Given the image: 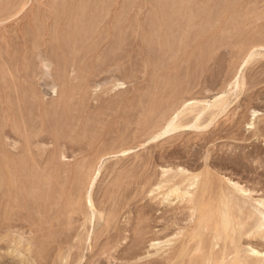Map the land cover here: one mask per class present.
<instances>
[{"label": "rangeland", "instance_id": "374dc122", "mask_svg": "<svg viewBox=\"0 0 264 264\" xmlns=\"http://www.w3.org/2000/svg\"><path fill=\"white\" fill-rule=\"evenodd\" d=\"M75 1H73V0L72 1L71 0L70 1L69 0H60V1L59 0H37V1L36 0H34V1L33 0H30V1L29 0H0V6H1L0 7V10H1L0 11V32H1L0 33V46H1L0 47V60H1L0 61L1 62L0 63V68H1V70H0V76H1L0 77L1 78L0 79V81H1L0 82V92H1L0 93V98H1L0 104L2 105V106L0 105L1 106L0 107V117H1L0 124L2 123L0 126H3V124H5L4 126H6V127L3 126L4 128L2 127L4 130L3 129L1 130V128H0V130H1L0 131V135H1L0 136V161L2 163H4V162L6 163L7 154L5 152H7L8 155H14V156L18 155L17 157L8 156L9 158L14 157L13 158L14 160H16V158L20 159L21 158L20 156H24V151H23L24 150L23 149L24 144L23 143L25 142L26 137L28 136V134L25 135L24 133H26V130H28V129L30 130L32 128L31 130H33L35 128L38 129V126L41 127V125H39V124L36 126L37 123L33 124V125H35L34 127L30 126V122H31L30 119L33 120L35 117L36 120L38 121L39 116H40V109L42 108V111H43L44 110L43 109L44 104L46 102L49 103L50 101H52V99H54V97H53L54 95L51 93L50 90H48V88H44V89H43V87L38 88V86L36 85L37 82H41V80L43 78H45V75L43 74V71H42L43 67L41 66L42 64L40 62V54L45 56L48 59H49L50 55L52 57L55 54H56L55 56H57V57L61 55L58 58H62L64 56L65 58H67L66 61L68 63L69 60H68V55H67L68 50H66L67 47L65 48L62 45V43H60L61 45L58 44L60 41L58 40V38L54 39L53 36H56L55 35V33H56L58 35L56 37L60 38L62 33H68L70 30L71 31L69 33H73V31H74V33H78L79 31H82L83 33H90V34L92 33L93 37H90L92 39L95 37V35L97 36V37H95L96 39L99 37L98 39H100V40H98V39L97 40L96 39L90 40V38H89V40L91 42L92 41H100L99 42L100 44L96 42L97 44H99L98 47L96 48V51H97V49H99V46H100V48L103 49L102 51L105 52L107 50V48H109V46L112 44L113 47L111 46L112 48L110 47V49H108V50L111 52L113 49L114 53H116V54H114L113 51H112V53H110L107 50L106 54L104 55V53H103L102 54L103 57H101L102 55L101 56H99V55L102 52L100 54L99 53L96 54L95 53L96 51L94 52L95 49L92 50V48H91L92 51L90 50L91 52H89V50H88L89 46L88 47H86V46L92 44L93 47H96L97 44L89 43L90 41H87L88 44L87 45L85 44L82 46L81 51L83 53H81L79 50V52L77 53V58H75L76 60H75V62L74 61L73 62L76 63L80 67L83 66L82 69L85 68V71L88 68L89 70L87 69V73H90V70H91V73L92 72L96 73L98 70H100V68L102 69L103 67L106 66L105 67L106 69H111L115 72L110 73V74H103V75H105L104 78L108 79L107 81L112 82V84L114 83L115 79L117 80V78H118V81L120 82V84H122V86L119 89H116V91L115 90L109 91L111 84H108L105 86H104V84H102L104 82V80L102 81L103 75H101V77H95L94 80L99 78L98 81L95 80L97 82V84H102V85H100L101 87L99 88L100 89L99 91L95 92V90L93 88L88 91V92H91L90 96L92 98L95 97L96 100L97 99L101 100L100 98L103 99L105 97L104 98V100H105L106 97L109 98L110 96L113 99L118 97L117 100H119V101L121 100L119 103L115 99H114L115 101L113 100L114 102L111 103V105L114 106V108L111 107V108H113V110L114 109L118 110L117 107L120 106L123 103V101L126 102V100L130 101V99H133V100L137 99V100H134L136 104L133 103L135 107L133 106V108H132L133 104L130 105L128 103L129 107L123 106L124 109H123L122 105L120 106V108L121 107L122 108L121 109L119 108V109H120V111L123 110V112H119V110H118L117 112H115L116 114H118L117 116H116V114L111 113V114H113L112 119H115L114 123H113V127H110V126H112L110 124L109 125L104 124V126H107L106 128H108V130H109V128L110 129L111 128H118V129H120L119 132L123 131V133H121V134L126 136V138L129 136L127 140H128V142L129 141L130 142L125 146L126 148L125 147L123 148L122 145H121L122 147L119 145V141L117 140L118 138L120 140L121 137L117 138V136H119V135H115L116 137H114V134H116L114 132H113L114 134H110V135H112V136H110V139H114L115 145H116V142H118L117 144H118V146H120L119 149L121 148L120 150H122V151L119 150L120 151L119 152L118 148H117L115 151L116 152L118 151L120 154H124L123 157L119 158L116 156L114 157V154H112V152L109 154H106L108 144L112 143L111 140H107V143H105V142L99 143V141L95 140L96 138L89 137L92 139V141L90 140V142H89V138L84 139L85 141L88 140V141H86L87 142L86 145H84V144H81V143H84V140H80L78 145L74 146L75 147L74 150H76V151L74 152V150H73L71 152H74V153H71L69 151L70 149H68L67 153L65 154V158L62 159L63 161L60 160L61 161V168H63L65 166V169H72V167H74L73 165H76V162H77V164H80V162L83 159H85L86 161L89 159L88 161H91V156H86L84 158L81 155V153L84 152L85 149H89V146H88L89 144H90V147L94 148L95 151H96V149H100V148L102 150L106 149V152L104 151L105 153H104L103 159H102L103 169H102V176L100 177V179L101 178L102 179L101 180L99 179V181H97L96 186H94L93 190H92V197L94 198L93 202L95 204H97V206H98V204H99V206H100V204H102L101 206L102 207L104 206L106 209L105 211H102L100 213L103 215L104 221H100L98 218H95V220L93 222H86L85 223L84 222L85 217L89 216V214H88L89 211H87L88 210V204L85 203V200H82V198L84 197V194H85V192H84L85 189H83V188L81 189V190H83L82 192L84 193L83 194L81 192L82 195L81 194H80L81 196L79 195L81 200L77 199L78 190L75 192V194H73L74 192L73 193L71 192L70 197H72L71 198L72 202H75L76 204L72 203L71 207H73V212H69V213L67 212V215H66L67 216L66 218L69 217V219H67V220L70 221V223H67V224L65 223V225H67L69 227V230H72L73 232H75L74 235L72 236L71 240H70L69 248L68 247L66 248L70 252L69 257L60 258L59 253H58V246L56 243L57 240H51L53 238L54 239L58 238V240H59V238H61V236L59 235V231L61 232L62 230L60 229L58 231L56 228H58L59 226H61L60 228H62L65 225H63V226L59 225L58 227L55 226L56 228L54 226L51 227L50 229L53 228V233H51V235L54 234V237L51 236L52 238L50 237V233L47 236V233L49 231L52 232V230L48 229L50 226L47 227V225H43V227H45V226L47 227V228L45 227L46 230H44L42 228V226L35 227V228H39L38 229L39 232L37 231L38 233L34 232L33 234L34 235L40 234L41 236H46V239H45V237L43 239H44V241H46L49 244L54 241L53 242L54 244H50V247H51L50 251L52 253L49 251V248H50L49 244H47L48 247H46L48 249V251L43 245V247L46 249V250L44 249L45 250L44 252L46 254H48L47 252L50 253L49 255H46L45 258H41V257L45 256L44 252H43L44 254L41 255V257H40V256L34 255V253H32L33 250H31L30 252L25 251L24 248H21L20 252L17 250H13V247H12L13 244H11V248H10V243H11L10 242V236L4 232H0V264H87V263L91 264V262H92V264H97V262H95V261H97V259H98V264H123V263H125V261L127 259H129V258L126 259V257H127L126 253H129L128 255H130V253H131L130 250H132V248L135 249V250H132L133 252H135L134 253L135 258L132 260L133 256L131 257V255H130L129 257L131 258L132 261L129 264H132L133 262H134L133 264H137V263L140 264V262H142L143 264H145V263L146 264H211L210 262H212L213 264H218L219 258L220 257L222 258V254H224V250H225V253L229 252L228 247H229V250H231L229 252V254L231 256L228 257V259H233L232 257L233 256L235 257V255H236V248H235L236 243H234L233 239H236L238 242H240L241 244H243L245 246L247 244L246 241L248 240L246 238L247 234H249L251 232L250 234L251 235L254 234L253 236L257 237V239H258V236H260L261 234L264 233V232H261V230H264V224L262 222H259L258 220H256V221L244 220L245 216H244V218L242 217V215H244V213L243 214L242 213H236L233 209V205L230 204L227 200H222L219 197V201H218V196H213V198H212L211 195L209 196L207 194V197L203 196V197H201V199L199 198V202H200L199 206L200 207L196 209V211L199 215H197V213H196V215L199 217L201 216L200 217L201 221H198V222H200V225H199V223H198V225H194L192 218L190 217V215L192 216L191 211L189 210V213L183 212L187 209V208L185 209V204H186V207H188V209H190L189 204L185 203V202H183L184 204H182V202L180 204L179 200L177 199V196H175L174 194H169V196H167V198H163L162 194L165 193L166 189L164 190V188H163L161 190L160 188H158L155 185L157 183V181L154 180L153 177L155 176V178L159 179L160 178L159 174L162 172V170H165V169L167 170L168 166L170 169L172 167L176 168L178 166L179 167L182 166V168L186 167V169L189 170L192 174L200 175L205 170V168H203V166H204L203 164L208 159L207 163H211L210 165L212 166V167L209 166L210 171H213L215 169V171L218 172L220 170L218 172L219 175L222 174L223 176H226L228 178L231 177L230 178L231 180L239 182L240 185H243L247 189L249 188V190L251 192H253L252 195L254 198H259L260 196H261L260 198H264V128H263V126H264V37H263L264 36V0H237V1L236 0H221V1L220 0H194V1L193 0H108V1L106 0L107 2L105 0H101V1L100 0H97V1L96 0H85V1L78 0V1H76V3L78 5L75 3ZM58 2L60 5L58 4ZM93 2H95L96 6ZM98 2H99V4H97ZM7 3H8V5H7ZM48 3H50V4H48ZM66 3H68V6ZM87 3L90 5H88ZM111 4H113V5H111ZM57 5H59V6L57 7ZM97 5L100 6V8ZM103 5H105V6L103 7ZM117 5H118V7H117ZM52 6H54V7H52ZM60 6L62 8L63 13L61 11ZM71 6H72V8H71ZM78 6H79V9H78ZM92 6H94V8ZM86 7H87V10H85ZM165 7H166V9H165ZM54 8L55 9L57 8V9L54 10ZM90 8H92V9H90ZM179 8H181V10ZM64 9L67 11L68 14L66 13V11ZM97 9H99L98 11L100 13L96 12ZM101 9H102V11H101ZM186 9H187V11H186ZM117 10H119V11H117ZM160 10H161V12H160ZM217 10H218V12H217ZM84 11H85V13H84ZM87 11H89L90 13ZM91 11L95 14L91 13ZM37 12L39 15L37 14ZM55 12H57L58 14H61L62 18H61V15L59 16ZM71 12H73L74 14ZM169 12H170V14H169ZM96 13H98L97 14L98 16H96ZM72 14H73V16H72ZM77 14H79V15H77ZM85 14H88L89 16L85 15ZM92 14H93V16H92ZM47 15H48V18H47ZM187 15H188V17H186ZM211 15H212V17H211ZM233 15H235V16L237 15V16L233 17ZM84 16L86 19L83 21L82 19H84ZM55 17H57V19ZM168 17H169V19H168ZM174 17H175V19H174ZM184 17H185V19H184ZM67 18L68 19L70 18L69 19V20H71L70 24H68L69 21L68 22L66 21V20H68ZM90 18L92 20L93 19L96 20L97 18L98 19L96 21L95 20L91 21ZM178 18L180 19V21L177 20ZM38 19H39V21H38ZM161 20H162V22H161ZM172 20H174V21H172ZM78 21H79V23H78ZM36 22H37V24H35ZM84 22L87 23L86 25L84 24L85 27L83 26ZM167 22H171V23L168 24ZM51 23L52 24L54 23V24L52 25ZM94 23H96L97 25L96 24L94 25ZM65 24L69 28H67V26L65 27ZM78 24H80L79 25L80 27H78ZM179 24H180V26H179ZM81 25H82V27H81ZM87 25H89V27ZM61 26H62V28H61ZM31 27H32V29H31ZM73 27L75 29L77 27V29L75 30ZM83 27H84V30H82ZM33 28H34V32H33ZM35 28H36V31H35ZM40 28H41V30H40ZM234 28H236V30H234ZM3 29H4V31H3ZM29 29L32 30V32ZM52 29H53V31H51ZM85 29H87V30H85ZM88 29L90 30L89 32H88ZM91 29H92V31H91ZM102 29H103V31H102ZM37 30H40V31L37 33ZM77 30H78V32H77ZM95 30H97V32H95ZM192 31L195 33H193ZM59 32L61 33V35ZM116 32H117V34H116ZM48 33H49V35H48ZM53 33H54V35H53ZM102 33H104V36L102 35L103 38L101 37ZM154 33H155V35L157 34L155 36L156 40H155V42H154V40L151 41L150 42L151 45H150V43H148L147 41H150L152 39L150 35L153 36ZM226 33H227V35H226ZM27 35L29 36V38ZM224 35H226L228 37H226ZM35 36L39 37L40 39L39 38L37 39ZM49 36H51L52 38ZM146 36H148V37H146ZM160 37L162 38L161 42H160V39H161ZM50 38L52 40H50ZM113 38H116L117 40L119 39L120 40L119 42H121L122 45L120 43H118V41L116 44V41H115L116 39L113 40ZM217 39H219L220 44H219V41ZM47 40L49 42H47ZM121 40H123V41H121ZM26 41H27V44H26ZM55 41L56 42L59 41V42H57V45H56ZM101 41H102V43H101ZM152 42L154 44L155 43L157 44L156 47L153 45V50L151 48ZM158 42H160V43H158ZM147 43H148V45H146ZM39 45H41V46H39ZM117 45H119V46H117ZM61 46L63 47V49ZM162 46L165 48H162ZM83 47H84V51H83ZM102 47H104V48H102ZM52 48H54V49H52ZM116 48H117V50H115ZM156 48H158V50H156ZM166 48H167V50H166ZM48 49H49V51H48ZM55 49H56V53L53 51ZM163 49L166 52H163L164 51ZM59 50H62L61 54H60ZM50 51H53V54H52V52L50 53ZM58 51H59V53H58ZM153 51H154V54H153ZM158 51H160V52L162 51V52L161 53L159 52L160 53L159 54ZM8 52H10L11 54H9ZM30 52L33 55H31ZM92 52L95 53V55H93L90 58V56L92 55ZM155 52H156V54H155ZM46 53H48V55ZM80 53L83 54L84 56H86L85 59H84V56L83 57H81L82 55L80 56ZM88 53H90V54H88ZM162 53H165V54L163 55ZM258 53H261V54H258ZM28 54H30V55L28 56ZM34 54L36 55V57ZM109 54H111V55H109ZM119 54H120V56H119ZM157 54H158V56H157ZM14 55L17 57H15ZM96 55L98 57H101L102 58L101 60H104V61H101V60L99 61L98 57L95 60ZM112 55L115 56L114 57L115 59L117 57L118 58L115 60V59H113ZM167 55H169V56H167ZM26 56L29 58L27 59ZM47 56H49V57H47ZM105 56H106V59H108V58L110 60L113 59V60H111L112 62H110V60H108V62H105V60H106V59H104ZM11 57H13V58L15 57L14 59L16 60V62ZM34 57H35V59H34ZM87 57L90 59H88ZM164 57H166V58H164ZM171 57H173V59H171ZM152 58H154L155 60L157 59V60L155 61ZM36 59H37V61H36ZM91 59H92V61H91ZM78 60H79V63H78ZM146 60H147V63H146ZM24 61H26V62L28 61V62L26 63ZM81 61H83V62H81ZM85 61H87L86 63H88V64L93 62L98 67H95L96 65H94L93 63L89 64V65L85 64V66H84ZM98 61H99V63H96ZM113 61H115V62H113ZM154 61H155V64H153ZM30 62H32V63L30 64ZM38 62L40 65L38 64ZM52 62L53 61H51V64H52ZM102 62H104V63H102ZM161 62H163V63H161ZM16 63H18V64H16ZM157 63H159L158 67H157ZM160 63L162 66L160 65ZM53 64H54V68H53ZM53 64L51 65L50 69L51 70H53V69L58 70L57 69L58 66H56L54 62H53ZM110 64H111V67L109 66ZM114 64H116V65H114ZM9 65H11V66H9ZM34 65H35V67H33ZM102 65H104V66L101 67ZM168 65H170V67ZM13 66H15L14 67L15 69H12ZM22 66L27 67L28 70ZM90 66H92V67L90 68ZM163 66H165V67H163ZM10 67H12V68H10ZM7 68H8V71H7ZM92 68H96V69H92ZM10 69H11V71H10ZM31 69H32V71H31ZM56 70L51 72L50 75H52L51 76L52 78L57 76ZM95 70H97V71L95 72ZM25 71L28 73H26ZM30 71H31V73H30ZM33 71H34V73H33ZM35 71H36V74H35ZM118 71H120L121 74ZM131 71H132V73H131ZM117 72L119 74H117ZM25 73H26V75H24ZM32 73H33V75H36V77H34V78H36V80H32V78H33ZM52 73H54L56 76H54ZM160 73H162V74H160ZM112 74H114V75H112ZM21 75H23V76H21ZM27 75H29L31 78ZM150 75H151V77H150ZM108 76L110 78H108ZM23 77L30 78L32 81H29V83H28L27 80H30V79H27V80H25L27 82L24 83L23 80L25 78L23 79ZM88 77H89V75H87V79H88ZM90 77H92V76H90ZM168 77H170V78H168ZM15 78L17 80H15ZM6 82L8 85L5 84ZM10 82H12V83H10ZM13 82L15 85L13 84ZM17 82H19V83L16 84ZM156 82L158 84H156ZM22 83L24 86V87L21 86V87H23L22 90L25 88L24 90L26 92L25 93L23 90L22 94L25 93V95L30 96V97L28 98L29 100H27L28 102H23V103L21 102V104H20L18 101H16L15 98L18 94L21 93V92L19 93V90H17V89L19 87L21 90L20 85ZM33 83H35V84L32 85ZM174 83H175V85H174ZM171 84H172V86H171ZM31 85L35 88L31 89V87H32ZM6 86H7V88H6ZM16 86H17V89H16ZM29 86H30V91L32 94L29 93V90H28ZM174 86H176V87H174ZM102 88L104 89L105 92L102 90ZM7 89H8V91H7ZM228 89H231L232 94H230L229 96H227V98H225L226 100L223 102V105L217 109V112H216V109H212V110L210 109L205 113V115H203L204 120H202V123L205 124L209 121L211 114H213V113L215 114V117H214L215 126H212L213 128L211 131L216 135L213 136V133L211 131H210V133H212V134L205 133V134L196 135L195 131L184 130V131H180V132H174L173 134H170L168 136H164V137H162L158 140H155V141H153V140L149 141L148 140L147 135H149V132L152 131V128L156 129L155 126H159V127L161 125L163 126V121H160L158 123V125L156 124L157 123L156 116L160 117L163 113L166 112V110L160 109L161 112L159 110L156 113V116L147 117V114H146L147 112H145L146 106H143V104L141 106V104H140V102H138V100L140 101L143 98L148 97V96L152 97V98L153 97L154 98H158V97L161 98L163 96V98L166 97V99L167 98L171 99V97L174 96L172 94L173 93L176 94V91H177L178 94H180V93L181 94L178 95V97L176 94V96H174V97L175 98L177 97V98L175 99L173 97L174 100H173V98L171 99V100H173V104L179 103L180 98H186V99H191L192 101H200L201 105L202 104L205 105L206 102H208V101L211 102V100L214 101V99H216V97L222 96L224 94V92H226ZM165 92H166V94H165ZM27 93H29L30 95ZM82 93H84V92L82 91L81 95H83ZM106 93L108 96L106 95ZM35 94H37L38 96ZM109 94H110V96H109ZM118 94H119V96H118ZM13 95L14 96L16 95V96L14 97ZM95 95H97V96H95ZM21 96H24V95H21ZM78 96H80V95H78ZM13 97H14V99H13ZM34 97H38V98L41 97L40 98L41 101L36 100L38 98H34ZM76 98H78V97L76 96ZM108 98L106 100H108ZM112 98L111 99L109 98V101L112 100ZM30 99L32 101H30ZM12 100H15L16 106H17V108L19 107V109H20L21 105H22V107L24 106V108H26L25 104H27L26 105L27 110L22 108V110H23V113H22L19 109H16V107H14V103L13 104L11 103L12 104L11 106L13 108H15V115L18 112L22 113L20 115V118L18 117L19 121H18V118H17V120L16 119L13 120V118H16V116L14 115V110L11 112L12 107H9L10 105L8 104ZM133 100H131V101H133ZM33 101L36 104H38L37 102H40L39 103L40 105L38 104V106H35ZM31 102H32V104H30ZM42 102H43V104H41ZM116 102H117V105H113L114 103L116 104ZM29 104L31 106H29ZM99 104H101L100 105V107L102 106L101 108L104 107V104L103 105H102V103H99ZM111 105H109V108L108 107L107 108L111 109L110 108ZM136 105L138 106V109H137ZM33 106H35L39 110L36 108L33 109ZM140 106H141V108H140ZM29 107L31 108V111L28 110V109H30ZM39 107H41V108H39ZM10 108H11V110H9ZM101 108H100V110H101ZM35 109H36V111H34ZM97 109H99V106H97ZM97 109H96V111H97ZM32 110L34 111V113H36L38 110V112H37L38 117H36L37 116L36 114H32L33 113ZM90 110H92V108ZM94 110L95 109H93L92 111H94ZM113 110H110V111H113ZM140 110H142L143 112H140ZM72 111H73V109H72ZM72 111L70 112V114L73 113V115H74L75 113H74V111L73 112ZM75 111H76V108H75ZM92 111H90V112H92ZM101 111H103V110H101ZM132 111H134V113ZM1 112L3 113L2 115H1ZM26 112H28V115H30L29 117H28V115L25 116ZM29 112H32V113L30 114ZM124 113H126L125 115L128 118H130L131 115L133 117L137 118V119H135V118L133 119V117H131L130 120L127 118L129 122L134 121L133 124L131 123L132 125L130 123L125 124L127 121H125L126 117H125ZM144 113H145V115H144ZM76 114H77V111H76ZM136 114L137 115L139 114V116H137ZM252 114L256 115V117H257L256 121L257 122L252 120ZM18 115H19V113H18ZM24 116H25V118H28L27 119L28 123H27V121H25L26 120L25 118L22 119V117H24ZM68 116H70V115H68ZM113 116L116 118H114ZM121 116H122V119H124L125 123L122 119L120 121L118 120L119 122H117V119H120ZM192 116L193 115L188 114L185 117L186 120L184 121L183 125L189 124L191 122L190 119ZM20 119L23 120L22 124L20 123L21 122ZM105 119H107V120H105L103 123H106V121H108V120L112 121L110 116L106 117ZM167 120H169V119H167ZM13 121L16 123H14ZM23 122H26V123L23 124ZM32 122L34 123V121H32ZM148 122L150 124L152 123L153 125L154 124L155 125L149 126L150 124H148ZM252 122H255L257 124V127L259 128V130L257 131V135H255L254 131L252 129H250ZM118 123H119V125H118ZM237 123H239V125ZM17 124H19V125L17 126ZM45 124L42 127V129L46 128V132H45V134L43 133V135L46 136L47 138H49L48 140L51 141V139H50L51 137L49 135H47V134H49L48 130H47L48 129L47 127H49V126H47V125H50V123L49 124L45 123ZM114 124L117 126L115 127ZM129 124L131 125L129 128L130 130L128 129ZM23 125L28 129L23 130ZM124 125H125V128H123ZM230 125H232L233 127ZM13 126H14V128H13ZM21 126H22V128H21ZM146 126L149 128H147ZM237 126H238V128H237ZM10 127H12L13 129H9ZM99 128H102V127L100 126ZM11 130L13 132H11ZM124 130H126V131H124ZM224 130H226V131L224 132ZM9 131H10V133H9ZM14 131H16V132L14 133ZM30 131H27V132L29 133ZM231 131H233V132H231ZM226 132L228 133V135L226 134ZM22 133H23V135H22ZM31 133L32 132H30L29 134L31 135ZM4 134L7 136L5 137ZM12 134H14V135H12ZM17 134H18L19 138L17 137ZM95 134H93V135H95V136L101 135L100 138H102V136H103V133H101V132L99 133V132H97V130H96ZM208 136H209V138H208ZM7 137H9V138H7ZM172 137H176V138H174L175 140ZM10 138H11V140H10ZM21 138H22V140H21ZM167 138H169V139H167ZM202 138L203 139L205 138L206 140H208V142L205 139H204L205 140V142H204V140ZM217 138H218V140H217ZM172 140H174V141H172ZM200 140H201V142H200ZM49 141H46L45 143L44 142L39 143L36 145L34 143H32V145L30 144L32 146L31 150H34L37 152L39 150V147H41L42 153H43V151H45V152L49 151L53 148L52 147L53 146L52 141L51 142H49ZM132 141H135V142H132ZM88 142H89V144H88ZM50 143H52V144H50ZM185 144H187V145H185ZM79 145H83V147L82 146L80 147ZM194 145H198V147L194 146ZM112 146H114V145H112ZM175 146L176 147L179 146L178 148H180V150L182 151V154L180 153V155H176L177 157L171 156V154H170V152L173 151V147H175ZM1 147L3 148V150ZM115 147H117V145ZM16 148L19 149L20 151L16 150ZM79 148L80 149L82 148V149L79 150ZM162 148H163V150H162ZM194 149H196V150H194ZM258 150H259V152H256ZM15 151L18 153L20 152V153L19 154L17 153L15 155V153H16ZM80 151H81V153H79ZM167 151H168V153H167ZM187 151L189 154H187ZM194 152H195V154H194ZM1 153H5L6 155H4V154L1 155ZM31 153H34V152L31 151ZM119 153H115V154H117V156H118V155H120ZM159 153H161L162 156H160ZM166 153L168 156L166 155ZM234 153H235V155H234ZM20 154H22V155H20ZM43 154H45V155H42V158L37 157V160H40V162H43L44 157L46 158V153H43ZM93 154H94V152H93ZM157 154H159V155H157ZM205 154H207V156H205ZM191 155H193V156L190 157ZM236 155H238V157ZM244 155H245V157H244ZM2 156L4 159L1 158ZM159 157H162L163 159L164 158L165 159L164 160L161 159L162 161L160 162L159 161L160 159L157 160ZM234 157H236V158H234ZM80 159H82V160H80ZM204 159H206V160L204 161ZM14 160H13V162H14ZM237 160H239V161H237ZM46 161L47 160L45 159V162ZM93 161H94V163L97 162L95 159ZM144 161H146V163L149 162V164L139 166ZM165 161H167V162L165 163ZM40 162L38 161V164L36 166L38 168V171L40 170V172H41L40 164L43 165L44 163H40ZM7 163H8V161H7ZM1 164H0V166H3ZM121 164H122V166H121ZM176 165H178V166H176ZM192 166H194L193 168H195V170L194 169L191 170L190 167H192ZM196 166L198 167V169H196L197 168ZM44 167L42 168V171H43V173L46 174L45 170H43ZM126 167L128 169V172H130V173H128V172L124 173L122 171ZM136 168H137V170H136ZM132 169H134V170H132ZM154 170H155V172H153ZM157 173H159V174L157 175ZM154 174H156L157 176ZM56 178H58V177L55 176L54 178H52L50 176V178H48L46 180L41 179L43 183H44V181H48L46 183L50 184V185H48V188H47L48 191L50 190L49 194H47V197L50 195L51 198L53 197V200H57L58 198L59 199L61 198L59 195L57 196V194H56L57 190L58 191L61 190V188L59 190V185H58V189H54L57 187L56 184L58 183L56 181L57 180ZM148 178L153 179L154 181H151L152 183L146 182L147 181L146 179H148ZM41 180H38V183H37V185L39 187H40V184L42 183V182H40ZM54 182H56L54 184L56 187H54V185H53ZM73 182L71 183V186H70L72 188V190L77 189V188H75L77 185H74V184H78L81 186V182H80L79 178L75 179ZM46 183H45V186L47 187ZM45 186H43L44 188L42 187L44 191L46 188ZM73 186H75V187H73ZM1 189H3V188H1ZM95 189H97V190H95ZM47 190H46V192H47ZM163 190H164V192H163ZM42 191H41V189L39 190V192H42ZM53 191L55 194L53 193ZM94 191H95V193H94ZM1 192H0V194H1ZM212 192L213 191H211V193ZM52 193H53V195H52ZM214 193L215 192H213L212 194H214ZM40 194L42 195V194H44V192H42ZM214 195H217V194L215 193ZM73 196H75L76 198ZM42 197L44 198L45 194ZM103 197H104V199H103ZM54 198H56V199H54ZM73 198H74V201H73ZM211 199L212 200L214 199L215 202L214 201L212 202ZM59 201H60V203H63L62 198ZM156 201H158L159 203H161V201H162V203H161L162 205ZM163 201H166V203H168V204L165 203L166 204V206H165ZM58 202H56V203H58ZM223 202H225V203H223ZM169 204L171 207L167 206ZM174 204H175V207H174ZM172 205H173V207H172ZM123 207H124V209H122ZM177 207L179 209H181V211ZM114 208H117V209H114ZM188 209H187V211H188ZM198 209L200 210V212H198ZM71 210H69V211H71ZM113 211L116 212V215H113V214H115ZM141 212H142V214H141ZM176 212L177 213L183 212L184 215H186V214L187 215L189 214V215L184 216V218L185 217L186 218L184 220L180 221L178 226L170 227L171 229H169V231H167V233H169V234L166 237H161L160 239L158 238V240L154 239L153 237L151 238L150 237L151 234L149 235V233H148V235H146L147 228H146V231L144 233L143 229H145L144 227L147 223H148V227L153 226V227H151L152 232H154L156 230L160 231V229H163L164 226L170 225V224H168V223H170V221H168L166 216L168 217V215H172V213H176ZM112 215L114 217H112ZM144 216H145V218H143ZM241 217L243 219H241ZM53 218H55V216H53ZM163 218H165L167 220H165ZM55 219H52V220L55 221ZM105 220H109L108 225H110V227L108 228V230H110V232L107 230V231H105L106 232L105 234H108V232H109V234L112 235L114 233V234H116V236H115L114 241H113V239L109 240V242L111 241L110 244H109V242L105 241V239H101V241H103L102 242L103 245H102L100 241L95 240L96 237H94V236L97 235V232L101 229V226L105 225L104 224V223H106ZM141 220H143L144 223L140 225V223H142ZM187 220H189V223L187 222ZM241 220H243V222H245V223H243ZM246 221H248L247 224H246ZM82 225H84L85 230L88 233H90V235H88V236L89 237L91 236V239L88 240L87 237L85 236V234L83 232L84 228L82 227ZM135 225L136 226L138 225V227H136ZM142 225H144V226H142ZM67 226H65V227H67ZM65 227L62 229H65ZM141 227H143V228H141ZM177 227L180 228V229H178V230H181L180 233L177 230ZM54 228H55V230L58 231L57 233H58L59 237L57 236ZM134 228L135 229L139 228L138 233H136L137 230H135ZM47 229L49 231H47ZM141 229L143 230L142 233L140 232V231H142ZM134 230H135V232H133ZM25 231H27V230L25 229ZM41 232L42 233L46 232V235L45 234L42 235ZM66 232H68V231H65V233ZM69 232H71V231H69ZM115 232H117V233H115ZM119 232L120 233L122 232V234H120ZM176 232H177V234L178 233L180 234V237H179V235L176 234ZM134 233H135L136 237H133ZM174 233H175L176 237H175ZM119 234H120V237H119ZM141 234L144 235V238H143L144 240L142 239L143 235H141ZM171 234H173V235H171ZM257 234H258V236H257ZM25 235L26 236H24V238L25 237L26 238L27 237L28 238L34 237V235H32V234H30V237H29V234H27V233ZM38 235L35 237V239H37V237H38V239H39V237H41ZM138 235H140L139 238H137ZM245 235H246V237H245ZM168 236L170 238L173 236L174 237H173V239L172 238L168 239L169 238ZM49 237H50V240L47 241V239ZM133 238H137L136 241L134 239V241L136 243H137L138 239L141 242H143L142 243L143 245L141 244V242H139L141 244V245H139V247L141 246L142 249L141 248L139 249L137 247L138 245L136 246V243L133 241ZM146 238H148V239L150 238L151 240L150 239L146 240ZM252 238H250L249 240H251L253 242L257 241L256 238L255 239H254V237H252ZM6 239H7V241L9 240V242H7ZM92 239H93V241L94 240L95 241L92 242ZM152 239H154V240H152ZM165 239H168L171 241L166 242ZM86 240H88V241H86ZM132 241H133V245H132ZM149 241H151V242L149 243ZM6 242H7V244H6ZM104 242H107L108 244L105 243L106 244L105 245ZM160 242H162V243H160ZM37 243L38 242H36V244ZM134 243H135V245H134ZM159 243H160V245H158ZM44 244L46 246V243H44ZM99 244L101 246H99ZM149 245L150 246L153 245L155 247L151 248ZM143 246H144V248H143ZM53 247H55V248H53ZM136 247L138 248L139 251L137 250ZM52 248L54 250H52ZM221 248L222 249L225 248V249L222 250ZM261 249H263V248L261 247ZM114 250H116V252ZM226 250H227V252H226ZM28 252H29V255H27ZM119 252H121V253H119ZM133 252H132V255H133ZM136 252L137 253L139 252V253L136 254ZM217 252L218 253L220 252V255H218ZM232 252L234 253L233 255L231 254ZM31 254H32V256L34 255L35 258L34 257L31 258L30 257ZM145 254H146V256H145ZM76 255H77V257H76ZM148 255H151V257ZM26 256L27 257L29 256V257L27 258ZM136 257H138V258L136 259ZM223 257H224V255H223ZM140 258H143V259H140ZM225 258H227L226 254H225ZM211 259H213V260H211ZM136 260L140 261V262H136ZM233 264H240V263L234 262Z\"/></svg>", "mask_w": 264, "mask_h": 264}, {"label": "bare ground", "instance_id": "6f19581e", "mask_svg": "<svg viewBox=\"0 0 264 264\" xmlns=\"http://www.w3.org/2000/svg\"><path fill=\"white\" fill-rule=\"evenodd\" d=\"M30 1V0H29ZM34 1V0H33ZM37 1V0H36ZM60 1V0H59ZM70 1V0H69ZM72 1V0H71ZM73 1H75V0H73ZM76 1H78V0H76ZM76 1H75V3H76ZM83 1H85V0H83ZM97 1V0H96ZM101 1V0H100ZM106 1V0H105ZM108 1V0H107ZM106 1V2H107ZM194 1V0H193ZM221 1V0H220ZM237 1V0H236ZM7 2V1H6ZM56 2V1H55ZM65 2V1H64ZM68 2V1H67ZM110 2V1H109ZM187 2V1H186ZM14 3V2H13ZM52 3V2H51ZM74 3V2H73ZM84 3V2H83ZM91 3V2H90ZM94 4H95V2H93ZM104 3V2H103ZM102 3V4H103ZM111 3V2H110ZM182 3V2H181ZM190 3V2H189ZM217 3V2H216ZM48 4H50V3H48ZM54 4V3H53ZM58 4H59V2H58ZM65 4V3H64ZM67 4V6H68V3H66ZM77 4V3H76ZM88 4V3H87ZM97 4H99V2L97 3ZM108 4V3H107ZM175 4V3H174ZM187 4V3H186ZM219 4V3H218ZM4 5V4H3ZM7 5H8V3H7ZM24 5V4H23ZM60 5V4H59ZM59 5H57V7L59 6ZM70 5V4H69ZM78 5V4H77ZM81 5V4H80ZM88 5H90V4H88ZM106 5V4H105ZM105 5H103V7L105 6ZM111 5H113V4H111ZM164 5V4H163ZM234 5V4H233ZM74 6V5H73ZM95 6H96V4H95ZM98 6V5H97ZM182 6V5H181ZM1 7V6H0ZM6 7V6H5ZM52 7H54V6H52ZM66 7V6H65ZM77 7V6H76ZM81 7V6H80ZM91 7V6H90ZM93 8H94V6H92ZM99 8H100V6H98ZM109 7V6H108ZM107 7V8H108ZM117 7H118V5H117ZM38 8V7H37ZM60 8H61V6H60ZM70 8V7H69ZM71 8H72V6H71ZM124 8V7H123ZM196 8V7H195ZM194 8V9H195ZM221 8V7H220ZM33 9V8H32ZM36 9V8H35ZM57 9V8H56ZM55 8H54V10H56ZM78 9H79V6H78ZM89 9V8H88ZM90 9H92V8H90ZM103 9V8H102ZM102 9H101V11H102ZM165 9H166V7H165ZM180 10H181V8H179ZM214 9V8H213ZM50 10V9H49ZM65 10V9H64ZM74 10V9H73ZM76 10V9H75ZM85 10H87V7L85 8ZM99 9H97V11L96 12H99L98 11ZM1 11V10H0ZM34 11V10H33ZM39 11V10H38ZM61 11H62V8H61ZM66 11V10H65ZM111 11V10H110ZM117 11H119V10H117ZM186 11H187V9H186ZM198 11V10H197ZM214 11V10H213ZM44 12V11H43ZM79 12V11H78ZM82 12V11H81ZM80 12V13H81ZM87 12H89V11H87ZM160 12H161V10H160ZM172 12V11H171ZM191 12V11H190ZM199 12V11H198ZM217 12H218V10H217ZM234 12V11H233ZM42 13V12H41ZM56 14H58L57 12H55ZM62 13H63V11H62ZM66 13H67V11H66ZM71 13H73V12H71ZM83 13V12H82ZM84 13H85V11H84ZM90 13V12H89ZM91 13H93L92 11H91ZM100 13V12H99ZM120 13V12H119ZM33 14V13H32ZM37 14H38V12H37ZM44 14V13H43ZM68 14V13H67ZM74 14V13H73ZM73 14H72V16H73ZM93 14H95V13H93ZM93 14H92V16H93ZM98 13H96V16H98L97 15ZM169 14H170V12H169ZM175 14V13H174ZM39 15V14H38ZM59 16L61 15V14H58ZM57 15V16H58ZM71 15V14H70ZM77 15H79V14H77ZM76 15V16H77ZM85 15H88V14H85ZM114 15V14H113ZM168 15V14H167ZM197 15V14H196ZM239 15V14H238ZM33 16V15H32ZM45 16V15H44ZM56 16V15H55ZM89 16V15H88ZM95 16V15H94ZM102 16V15H101ZM118 16V15H117ZM152 16V15H151ZM195 16V15H194ZM217 16V15H216ZM232 16V15H231ZM235 15H233V17H234ZM237 16V15H236ZM235 16V17H236ZM119 17V16H118ZM172 17V16H171ZM186 17H188V15L186 16ZM191 17V16H190ZM211 17H212V15H211ZM37 18V17H36ZM46 18V17H45ZM47 18H48V15H47ZM56 19H57V17H55ZM54 18V19H55ZM61 18H62V15H61ZM161 18V17H160ZM173 18V17H172ZM171 18V19H172ZM30 19V18H29ZM41 19V18H40ZM68 19V18H67ZM70 19V18H69ZM66 20L67 22L69 21V23L68 24H70V22H71V20ZM77 19V18H76ZM75 19V20H76ZM86 18H85V16H84V19H82L83 21L85 20ZM89 19V18H88ZM91 19V18H90ZM98 19V18H97ZM96 19V20H97ZM124 19V18H123ZM168 19H169V17H168ZM174 19H175V17H174ZM184 19H185V17H184ZM235 19V18H234ZM37 20V19H36ZM60 20V19H59ZM79 20V19H78ZM93 20H95V19H93ZM92 19H91V21H93ZM95 20V21H96ZM122 20V19H121ZM177 20H179L180 21V19L178 18ZM238 20V19H237ZM33 21V20H32ZM38 21H39V19H38ZM46 21V20H45ZM51 21V20H50ZM82 21V22H83ZM88 21V20H87ZM90 21V22H91ZM172 21H174V20H172ZM171 21V22H172ZM212 21V20H211ZM210 21V22H211ZM229 21V20H228ZM58 22V21H57ZM61 22V21H60ZM76 22V21H75ZM148 22V21H147ZM161 22H162V20H161ZM171 22H167L168 24L169 23H171ZM15 23V22H14ZM34 23V22H33ZM62 23V22H61ZM66 23V22H65ZM73 23V22H72ZM71 23V24H72ZM78 23H79V21H78ZM89 23V22H88ZM92 23V22H91ZM98 23V22H97ZM123 23V22H122ZM166 23V24H167ZM176 23V22H175ZM178 23V22H177ZM29 24V23H28ZM27 24V25H28ZM35 24H37V22L35 23ZM50 24V23H49ZM52 24V23H51ZM54 24V23H53ZM52 24V25H53ZM57 24V23H56ZM55 24V25H56ZM77 24V23H76ZM87 24V23H83V26L85 27V25ZM96 23H94V25H95ZM115 24V23H114ZM224 24V23H223ZM40 25V24H39ZM80 24H78V27H80L79 26ZM93 25V24H92ZM97 25V24H96ZM113 25V24H112ZM32 26V25H31ZM35 26V25H34ZM67 25L65 24V27H66ZM73 26V25H72ZM88 27H89V25H87ZM86 26V27H87ZM91 26V25H90ZM170 26V25H169ZM179 26H180V24H179ZM26 27V26H25ZM41 27V26H40ZM81 27H82V25H81ZM84 27L82 28V30H84ZM92 27V26H91ZM106 27V26H105ZM116 27V26H115ZM122 27V26H121ZM150 27V26H149ZM154 27V26H153ZM2 28V27H1ZM7 28V27H6ZM39 28V27H38ZM37 28V29H38ZM44 28V27H43ZM61 28H62V26H61ZM67 28H69L68 26H67ZM74 28V27H73ZM113 28V27H112ZM31 29H32V27H31ZM72 29V28H71ZM75 29V28H74ZM76 29H77V27H76ZM75 29V30H76ZM90 29V28H89ZM88 29V32L90 31ZM97 29V28H96ZM107 29V28H106ZM151 29V28H150ZM160 29V28H159ZM30 30V29H29ZM40 30H41V28H40ZM40 30H37V33L40 31ZM59 30V29H58ZM64 30V29H63ZM68 30V29H67ZM66 30V31H67ZM80 30V29H79ZM85 30H87V29H85ZM118 30V29H117ZM234 30H236V28H234ZM3 31H4V29H3ZM31 32H32V30H30ZM35 31H36V28H35ZM50 31V30H49ZM51 31H53V29L51 30ZM65 31V32H66ZM71 31V30H70ZM69 31V32H70ZM91 31H92V29H91ZM102 31H103V29H102ZM101 31V32H102ZM122 31V30H121ZM6 32V31H5ZM33 32H34V28H33ZM45 32V31H44ZM61 32V31H60ZM59 32V33H60ZM62 33V35H61V33H60V38L59 37H56V36H58L56 33H55V35L56 36H53L54 37V39H56V38H58V40L60 41H57V42H59L58 44H60V43H62V45L66 48L67 47V49L66 50H68L67 52V55H68V60H69V62L67 63V58H65L64 56L62 57V58H58V57H60V56H51L50 55V57L49 56H47V57H49V59L48 58H46L45 56H43V55H41L40 54V62H41V66L43 67V69H42V71H43V74L45 75V78H43L42 80H41V82H37L36 83V85L38 86V88L39 87H43V89L44 88H48V90H50L51 91V93L54 95L53 97H54V99H52V101H50L49 103H45L44 104V106H43V111H42V108L41 107H39V108H41L40 109V116H39V120L37 121L36 120V118L34 117V119L32 120V119H30L31 120V122H30V126H35V125H33V124H35V123H37L36 124V126L39 124V125H41V127L40 126H38V129L37 128H35V129H33V130H29L28 128H26L24 125H23V130L24 129H28V130H26V133H24L25 135L26 134H28V138L26 137V140H25V142L23 143L24 144V156H20L21 158L19 159H17L16 158V160H14L13 158L14 157H17L18 155H16L18 152H16L15 153V155L16 156H14V155H8V153L7 152H5L6 154H7V161H8V163H7V161H6V163L4 162V163H2L1 161V165H3V166H0V192H1V194H0V232H4V233H6L7 235H9L10 236V248H11V244H13L12 245V247H13V250H17V251H19L20 252V249L21 248H24V250L25 251H31V250H33V252L32 253H34V255H36V256H40L41 257V255H43L45 252V250L47 249L46 247H48L47 246V244H49V243H47L46 241H44V237H45V239H46V236H41L40 234L38 235V236H41V237H39V239H38V237H37V239H35V237L37 236V235H34L33 233L34 232H39V228H35V227H39V226H42V228L44 229V230H46L45 229V227H43V225H47V227H49L48 229H50L51 227H58L59 225H65V223L67 224V223H70V221H68L67 219H69V217L68 218H66L67 216V212L69 213V212H73V207H71L72 206V203H75V202H72V197H70L71 195V192L73 193V194H75V192L78 190V197H77V199H80V196L82 195V191L83 190H81L82 188L83 189H85L84 190V192H85V194H84V197L82 198V200H85V203L86 204H88V210L87 211H89L88 212V214H89V216L88 217H85V219H84V222L86 223V222H93L94 220H95V218H98L100 221H104L103 219V215L102 214H100L102 211H105L106 209H105V207L103 206H101L102 204H100V206H99V204H98V206H97V204H95L93 201V197H92V190H93V187L94 186H96V183H97V181H99V179H100V177L102 176V169H103V161H102V159H103V155H104V153L106 152V149H96V151L94 150V148H92V147H90V144H89V142H90V140L92 141V139L91 138H89V137H92V138H96L95 140L96 141H99V143L101 142H105V143H107V140H111V144H108V147H107V152H106V154H109V153H111L112 152V154H114V157L116 156V157H123L124 156V154H120L119 152L120 151H122V150H120L119 149V147L122 145L123 146V148L130 142H128V137L126 138V136H124V135H122L121 133H123V131H121V132H119L120 131V129H118V128H109V130H108V128H106L107 126H104V124H110V125H112V126H110V127H113V123H114V120L115 119H112V115L113 114H111V113H114V114H116L115 112H117L118 110H119V112H123V110L122 111H120V109L123 107V106H126V107H129V104L131 105V104H133V103H135V101L134 100H137V99H130V101L129 100H126V102H124L123 101V103L121 104L122 105V107L120 108V106H118L117 108H118V110L116 109H114L113 110V108H114V106H112L111 105V103H113L115 100L119 103L120 101L119 100H117V98L118 97H116V98H112L111 96H110V94H109V98L111 99L112 98V100H110L109 101V98L108 97H106V99L108 98V100H104V98L102 99V98H100L101 100H99V99H97L96 100V98L94 97V98H92L91 96H90V93L91 92H88L90 89H94L95 90V92L96 91H99L100 89V85H102V84H104V86L105 85H108V84H111L110 85V88H109V91H113V90H115L116 91V89H119L121 86H122V84H120V82L118 81V78H117V80L115 79V81H114V83L112 84V82H110V81H107L108 79H106V78H104V76L105 75H103V74H110V73H113V72H115V71H113V70H111V69H106L105 67H103L104 65H102L101 67H103L102 69L100 68V70H95V72L96 73H91V70H90V73H87V69H86V71H85V68L84 69H82V67H80V66H78L76 63H74L75 62V58H77V53L79 52V50H80V52L81 53H83L82 51H81V49H82V46L83 45H87L88 43H87V41H90V40H93V39H96L95 37H97L96 35H95V37L92 39V38H90V37H93L92 36V33L90 34V33H83L82 31H79L78 32V30H77V32L78 33H74V31H73V33ZM85 32V31H84ZM95 32H97V30H95ZM100 32V33H101ZM105 32V31H104ZM155 32V31H154ZM193 32V31H192ZM1 33V32H0ZM58 33V34H59ZM149 33V32H148ZM178 33V32H177ZM193 33H195V32H193ZM5 34V33H4ZM24 34V33H23ZM35 34V33H34ZM43 34V33H42ZM95 34V33H94ZM98 34V33H97ZM116 34H117V32H116ZM153 34V33H152ZM26 35V34H25ZM48 35H49V33H48ZM51 35V34H50ZM53 35H54V33H53ZM102 35L104 36V33H102L101 34V37H102ZM106 35V34H105ZM157 35V34H156ZM155 33H154V35L152 36V35H150L151 36V40L150 41H147L148 43H150L151 41H153L154 40V42H155V40H156V38H155ZM191 35V34H190ZM226 35H227V33H226ZM226 35H224V36H226ZM2 36V35H1ZM28 36V35H27ZM34 36V35H33ZM52 36V35H51ZM51 36H49V37H51ZM100 36V35H99ZM123 36V35H122ZM219 36V35H218ZM223 36V37H224ZM263 36V35H262ZM36 37V36H35ZM34 37V38H35ZM146 37H148V36H146ZM226 37H228V36H226ZM264 37V36H263ZM28 38H29V36H28ZM37 39L39 38V37H36ZM52 38V37H51ZM50 38V40H52ZM89 38H90V40H89ZM99 38V37H98ZM97 38V39H98ZM103 38V37H102ZM101 38V39H102ZM117 38V37H116ZM116 38H113V40H115ZM161 38V37H160ZM191 38V37H190ZM214 38V37H213ZM225 38V37H224ZM11 39V38H10ZM40 39V38H39ZM96 39V40H97ZM223 39V38H222ZM36 40V39H35ZM98 40H100V39H98ZM109 40V39H108ZM124 40V39H123ZM123 40H121V41H123ZM218 41H219V39H217ZM25 41V40H24ZM116 41V44H117V41H118V43H120L121 45H122V43L121 42H119L120 40L118 39H116L115 40ZM143 41V40H142ZM159 41V40H158ZM162 41V38L160 39V42ZM169 41V40H168ZM21 42V41H20ZM30 42V41H29ZM40 42V41H39ZM47 42H49L48 40H47ZM56 42V41H55ZM57 42H56V45H57ZM99 43L100 41H90L89 43H93V44H97V43ZM111 42V41H110ZM160 42H158V43H160ZM217 42V41H216ZM45 43V42H44ZM53 43V42H52ZM101 43H102V41H101ZM114 43V42H113ZM148 43L146 44V45H148ZM26 44H27V41H26ZM39 44V43H38ZM48 44V43H47ZM50 44V43H49ZM100 44V43H99ZM99 44H97L96 45V47H93L92 46V44L91 45H87L86 47H88V50H89V52H91L92 50H94V52L96 51V48L98 47V45ZM219 44H220V41H219ZM19 45V44H18ZM21 45V44H20ZM36 45V44H35ZM34 45V46H35ZM55 45V44H54ZM61 45V44H60ZM150 45H151V43H150ZM153 45L156 47V43L154 44L153 42H152V50H153ZM11 46V45H10ZM25 46V45H24ZM38 46V45H37ZM39 46H41V45H39ZM91 46V47H90ZM105 46V45H104ZM112 46V44L109 46V48H107V50L108 49H110V47ZM117 46H119V45H117ZM124 46V45H123ZM170 46V45H169ZM1 47V46H0ZM6 47V46H5ZM9 47V46H8ZM16 47V46H15ZM50 47V46H49ZM59 47V46H58ZM62 47V46H61ZM113 47V46H112ZM111 47V48H112ZM19 48V47H18ZM22 48V47H21ZM27 48V47H26ZM60 48V47H59ZM91 48H92V50H91ZM102 48H104V47H102ZM162 48H165V47H163L162 46ZM12 49V48H11ZM30 49V48H29ZM47 49V48H46ZM52 49H54V48H52ZM57 49V48H56ZM56 49L55 50H53L55 53H56ZM62 49H63V47H62ZM123 49V48H122ZM150 49V48H149ZM9 50V49H8ZM24 50V49H23ZM33 50V49H32ZM39 50V49H38ZM51 50V49H50ZM58 50V49H57ZM65 50V51H66ZM87 50V49H86ZM85 50V51H86ZM87 50V51H88ZM91 50V51H90ZM103 49H101L100 48V46H99V49H97V51L95 52L96 54H100L101 52V54L99 55V56H101L103 53H104V55L106 54V51L104 52V51H102ZM105 50V49H104ZM115 50H117V48L115 49ZM148 50V49H147ZM151 50V49H150ZM156 50H158V48H156ZM162 50V49H161ZM164 50V49H163ZM166 50H167V48H166ZM48 51H49V49H48ZM53 51H50V53L52 52V54H53ZM60 51V54H61V51L62 50H59ZM59 51H58V53H59ZM83 51H84V47H83ZM86 51V52H87ZM109 51V50H108ZM112 51H113V49H112ZM112 51L110 52V53H112ZM120 51V50H119ZM174 51V50H173ZM172 51V52H173ZM4 52V51H3ZM13 52V51H12ZM19 52V51H18ZM85 52V53H86ZM160 51H158V53H159ZM162 52V51H161ZM160 52V53H161ZM163 52H166L165 50L163 51ZM170 52V51H169ZM9 54H11L10 52H8ZM15 53V52H14ZM29 53V52H28ZM31 53V52H30ZM39 53V52H38ZM65 53V52H64ZM80 53V56L81 57H83L84 55L83 54H81ZM95 53H93L92 52V55L90 56V58L93 56V55H95ZM113 53H114V51H113ZM159 53V54H160ZM8 54V55H9ZM47 55H48V53H46ZM66 54V53H65ZM88 54H90V53H88ZM114 54H116V53H114ZM113 54V55H114ZM118 54V53H117ZM147 54V53H146ZM153 54H154V51H153ZM155 54H156V52H155ZM163 55L165 54V53H162ZM258 54H261V53H258ZM7 55V54H6ZM5 55V56H6ZM17 55V54H16ZM21 55V54H20ZM26 55V54H25ZM30 54H28V56H29ZM31 55H33L32 53H31ZM35 55V54H34ZM58 55V54H57ZM109 55H111V54H109ZM112 55V56H113ZM162 55V56H163ZM175 55V54H174ZM11 56V55H10ZM13 56V55H12ZM15 56V55H14ZM107 56V55H106ZM106 56H105V58L104 59H106ZM119 56H120V54H119ZM154 56V55H153ZM157 56H158V54H157ZM167 56H169V55H167ZM15 57H17V56H15ZM14 57V58H15ZM27 57V56H26ZM35 57H36V55H35ZM35 57H34V59H35ZM80 57V58H81ZM85 57L86 56H84V59H85ZM97 55H96V58H95V60L97 59ZM101 57H103V55L101 56ZM101 57H98V59H99V61L102 59ZM115 56H113V59H115L114 58ZM155 57V56H154ZM12 59H14L13 57H11ZM29 57H27V59H28ZM33 58V57H32ZM88 58V57H87ZM90 58H88V59H90ZM94 58V57H93ZM118 58V57H117ZM116 58V59H117ZM163 58V57H162ZM164 58H166V57H164ZM11 59V60H12ZM82 59V58H81ZM113 59H111V60H113ZM115 59V60H116ZM152 59H154V58H152ZM171 59H173V57H171ZM170 59V60H171ZM15 60V59H14ZM83 60V59H82ZM107 60V61H106ZM105 60V62H108V60H110L109 58L108 59H106ZM110 60V62H112ZM119 60V59H118ZM117 60V61H118ZM155 60V59H154ZM157 60V59H156ZM155 60V61H156ZM164 60V59H163ZM167 60V59H166ZM1 61V60H0ZM20 61V60H19ZM30 61V60H29ZM32 61V60H31ZM36 61H37V59H36ZM51 61H53L54 63H55V65L56 66H58L57 67V69L58 70H56L57 71V73H56V75L58 76H56L54 73H52L54 76H56V77H54V78H52L51 76L52 75H50L51 74V72L52 71H55L54 69L53 70H51L50 68H51V65L53 64V62H52V64H51ZM74 61V62H73ZM84 61V60H83ZM83 61H81V62H83ZM90 61V60H89ZM91 61H92V59H91ZM99 61L98 62H96V63H99ZM101 61H104V60H101ZM155 61H154V63L153 64H155ZM159 61V60H158ZM161 61V60H160ZM173 61V60H172ZM13 62V61H12ZM15 62H16V60H15ZM24 62H26V61H24ZM28 62V61H27ZM26 62V63H27ZM34 62V61H33ZM61 62V63H60ZM87 61H85L84 62V66H85V64H88V63H86ZM113 62H115V61H113ZM167 62V61H166ZM203 62V61H202ZM1 63V62H0ZM25 63V64H26ZM32 62H30V64H31ZM78 63H79V60H78ZM93 63V62H92ZM92 63H89V64H92ZM102 63H104V62H102ZM146 63H147V60H146ZM161 63H163V62H161ZM161 63H160V65H161ZM10 64V63H9ZM13 64V63H12ZM16 64H18V63H16ZM29 64V63H28ZM34 64V63H33ZM37 64V63H36ZM35 64V65H36ZM38 64H39V62H38ZM88 64V65H89ZM94 64V63H93ZM134 64V63H133ZM158 64L159 63H157V67H158ZM35 65L33 66V67H35ZM40 65V64H39ZM80 65V64H79ZM94 65H96V64H94ZM114 65H116V64H114ZM9 66H11V65H9ZM40 66V67H41ZM110 67H111V64L109 65ZM150 66V65H149ZM152 66V65H151ZM154 66V65H153ZM162 66V65H161ZM169 67H170V65H168ZM179 66V65H178ZM15 66H13V68L12 67H10V68H12V69H15L14 68ZM22 67H24V68H26L27 69V67H25V66H22ZM41 67V68H42ZM92 66H90V68H91ZM95 67H98L97 65L95 66ZM160 67V66H159ZM163 67H165V66H163ZM3 68V67H2ZM37 68V67H36ZM53 68H54V64H53ZM56 68V67H55ZM152 68V67H151ZM156 68V67H155ZM92 69H96V68H92ZM161 69V68H160ZM0 70H1V68H0ZM3 70V69H2ZM6 70V69H5ZM28 70V69H27ZM36 70V69H35ZM89 70V69H88ZM157 70V69H156ZM7 71H8V68H7ZM6 71V72H7ZM10 71H11V69H10ZM20 71V70H19ZM31 71H32V69H31ZM31 71H30V73H31ZM94 71V70H93ZM159 71V70H158ZM157 71V72H158ZM167 71V70H166ZM2 72V71H1ZM4 72V71H3ZM26 72V71H25ZM49 72V73H48ZM118 72H120V71H118ZM117 72V74H119ZM134 72V71H133ZM11 73V72H10ZM9 73V74H10ZM15 73V72H14ZM13 73V74H14ZM26 73H28V72H26ZM26 73L24 74V75H26ZM33 73H34V71H33ZM33 73H32V75H33ZM38 73V72H37ZM131 73H132V71H131ZM130 73V74H131ZM241 73V72H240ZM12 74V75H13ZM21 74V73H20ZM19 74V75H20ZM35 74H36V71H35ZM120 74H121V72H120ZM160 74H162V73H160ZM17 75V74H16ZM38 75V74H37ZM87 75H89V77H88V79H87ZM101 75H103V77H102V81L104 80V82L102 83V84H97V82L96 81H98V79H95L94 80V78L95 77H101ZM112 75H114V74H112ZM111 75V76H112ZM195 75V74H194ZM9 76V75H8ZM21 76H23V75H21ZM27 76H29V75H27ZM26 76V77H27ZM90 76H92V77H90ZM107 76V75H106ZM196 76V75H195ZM1 77V76H0ZM26 77H23V81H24V83H26L27 81H28V83H29V81H32V80H36V78H34V77H36V75H33V78H32V80L30 79V78H26ZM114 77V76H113ZM150 77H151V75H150ZM5 78V77H4ZM3 78V79H4ZM14 78V77H13ZM17 78V77H16ZM15 78V80H17ZM91 78V79H90ZM108 78H110L109 76H108ZM168 78H170V77H168ZM1 79V78H0ZM2 79V80H3ZM27 79H30V80H27ZM6 80V79H5ZM12 80V79H11ZM25 80H27V81H25ZM7 81V80H6ZM9 81V80H8ZM1 82V81H0ZM15 82V81H14ZM14 82H13V84H14ZM22 82V81H21ZM36 82V81H35ZM100 82V81H99ZM98 82V83H99ZM164 82V81H163ZM9 83V82H8ZM10 83H12V82H10ZM19 82H17L16 84H18ZM77 83V84H76ZM168 83V82H167ZM5 84H7V82L5 83ZM35 83H33L32 85H34ZM156 84H158L157 82H156ZM164 84V83H163ZM178 84V83H177ZM8 85V84H7ZM10 85V84H9ZM15 85V84H14ZM30 85V84H29ZM31 85V86H32ZM174 85H175V83H174ZM21 86H23V83L20 85V87ZM27 86V85H26ZM171 86H172V84H171ZM15 87V86H14ZM24 87V86H23ZM23 87H21V90H20V88L18 87V89H17V86H16V89L17 90H19V93L20 94H18L17 96H16V101H18L20 104H21V102L23 103V102H28L27 100H29L28 98L30 97V96H27V95H25V88L23 89L24 90V94H22V88ZM167 87V86H166ZM174 87H176V86H174ZM6 88H7V86H6ZM28 88V87H27ZM34 89L35 87H31V89ZM157 88V87H156ZM37 89V88H36ZM164 89V88H163ZM5 90V89H4ZM29 93H31V91H30V86H29ZM102 90L104 91V89L102 88ZM6 91V90H5ZM7 91H8V89H7ZM16 91V90H15ZM40 91V90H39ZM83 91L84 93H82L83 95H81V92ZM114 91V92H115ZM171 91V90H170ZM169 91V92H170ZM174 91V90H173ZM11 92V91H10ZM105 92V91H104ZM122 92V91H121ZM120 92V93H121ZM187 92V91H186ZM1 93V92H0ZM12 93V92H11ZM29 93H27V94H29ZM34 93V92H33ZM37 93V92H36ZM80 93V94H79ZM88 93V94H87ZM108 93V92H107ZM107 93H106V95H107ZM116 93V92H115ZM114 93V94H115ZM119 93V94H120ZM164 93V92H163ZM32 94V93H31ZM119 94H118V96H119ZM122 94V93H121ZM120 94V95H121ZM155 94V93H154ZM165 94H166V92H165ZM164 94V95H165ZM176 94H177V97H178V95H180V94H178L177 93V91H176ZM176 94H172V95H174V96H176ZM183 94V93H182ZM230 94H232L231 93V89H228L226 92H224V94L222 95V96H218V97H216V99H214V101H212L211 100V102H206L205 103V105H201L200 104V101H192L191 99H186V98H180V102L179 103H177V104H173V100H174V96H172L171 97V99L173 98V100H171L170 98L167 100L166 99V97L165 98H163V96L160 98V97H158V98H152V97H145V98H143L142 100H138V102H140V104H141V106H142V104H143V106H146V110H145V112H147L146 114H147V117H151V116H156V113L161 109V110H166V112L165 113H163L160 117L158 116H156V118H157V125H158V123L160 122V121H163V126L161 125L160 127L159 126H155V128L156 129H154V128H152V131H150L149 132V135H147L148 136V140L150 141V140H153V141H155V140H158V139H160V138H162V137H164V136H168V135H170V134H173L174 132H180V131H184V130H190V131H195L196 133V135H200V134H205V133H209V134H212L213 132L211 131L212 130V126H215V124H214V117H215V114L213 113V114H211V116H210V119H209V121L207 122V123H205V124H203L202 123V120H204L203 119V115H205V113L208 111V110H212V109H216V112H217V109L219 108V107H221L222 105H223V102L226 100L225 98H227V96H229ZM21 95H24V96H21ZM30 95V94H29ZM35 95H37V94H35ZM78 95H80V96H78ZM98 95V94H97ZM97 95H95V96H97ZM105 95V96H106ZM113 95V94H112ZM143 95V94H142ZM14 96V95H13ZM14 96V97H15ZM38 96V95H37ZM76 96L78 97V98H76ZM108 96V95H107ZM14 97H13V99H14ZM33 97V96H32ZM124 97V96H123ZM169 97V96H168ZM176 97V98H177ZM192 97V96H191ZM34 98H38V97H34ZM41 98V97H40ZM40 98H38V99H36V100H38V101H41L40 100ZM175 98V99H176ZM1 99V98H0ZM32 99V98H31ZM30 99V101H32ZM51 99V98H50ZM120 99V98H119ZM179 99V98H178ZM8 100V99H7ZM11 100V99H10ZM114 100V101H113ZM131 100H133V101H131ZM14 101V102H13ZM34 102V101H33ZM44 102V101H43ZM43 102L41 103V104H43ZM117 102H116V104L114 103L113 105H117ZM202 102V101H201ZM204 102V101H203ZM14 103V107H16V109H19V107L17 108V106H16V103H15V100H12V101H10V103H8L10 106L9 107H12L11 105ZM38 104L40 103V102H37ZM99 103H102V105L104 104V107L103 108H101L100 107V105L101 104H99ZM129 103V104H128ZM30 104H32V102L30 103ZM29 104V106H31ZM34 104H35V106H38V104H36L35 102H34ZM136 104V103H135ZM139 104V105H140ZM248 104V103H247ZM253 104V103H252ZM1 105V104H0ZM27 104H25V107L27 108V106H26ZM40 105V104H39ZM107 105V106H106ZM109 105H111L110 106V108L111 107H113V108H111V109H108L109 108ZM2 106V105H1ZM0 106V107H1ZM35 106H33V109L34 108H36ZM97 106H99V109H97ZM133 106H134V104L132 105V108H133ZM141 106H140V108H141ZM247 106V105H246ZM253 106V105H252ZM4 107V106H3ZM108 107V108H107ZM116 107V106H115ZM131 107V106H130ZM135 107V106H134ZM136 107H137V109H138V106L136 105ZM245 107V106H244ZM22 108H24V106L22 107V105H21V107H20V111L23 113V110H22ZM26 108H24V109H26ZM30 108V107H29ZM75 108H76V111H77V114H76V111H75ZM92 108V110L93 109H95L94 111H92V110H90ZM100 108H101V110H103V111H101L100 110ZM120 108V109H119ZM131 108V109H132ZM3 109V108H2ZM6 109V108H5ZM8 109V108H7ZM36 109H38V108H36ZM36 109L34 110V111H36ZM72 109H73V111H74V113L76 114H74L73 115V113L72 114H70V112L72 111ZM96 109H97V111H96ZM123 109H124V107H123ZM9 110H11V108L9 109ZM14 110V115H15V108H13L12 107V110H11V112ZM18 110V111H19ZM27 110V109H26ZM28 110H30L31 111V108L30 109H28ZM39 110V109H38ZM38 110H37V112H38ZM110 110H113V111H110ZM130 110V109H129ZM161 110H160V112H161ZM33 111V110H32ZM34 111H33V113L32 112H29L30 114L32 113V114H38L37 112L36 113H34ZM72 111V112H73ZM90 111H92V112H90ZM125 111V110H124ZM137 111V110H136ZM21 112H18L19 113V115H18V113L15 115L16 116V118H13V120H17V118L19 117L20 118V115L22 114ZM25 112V111H24ZM129 112V111H128ZM133 113H134V111H132ZM139 112V111H138ZM140 112H143L142 110H140ZM215 112V113H216ZM137 113V112H136ZM193 115L192 117H191V119H190V123L189 124H186V125H183V123H184V121L186 120L185 119V117L188 115ZM3 113L1 112V115H2ZM13 114V113H12ZM70 115V116H68V115ZM126 113H124V115H125ZM18 115V116H17ZM26 115H28V112H26V114H25V116ZM118 114H116V116H117ZM123 115V116H124ZM131 115V114H130ZM137 115V114H136ZM144 115H145V113H144ZM168 115V116H167ZM25 116L24 117H22V119L23 118H25ZM30 115H28V117H29ZM33 116V115H32ZM108 116H110L111 117V119H112V121H106V123H103L105 120H107V119H105L106 117H108ZM137 116H139V114L137 115ZM136 116V117H137ZM36 117H38V115L36 116ZM114 117V116H113ZM120 117V116H119ZM125 117H126V115H125ZM131 117H133L132 115H131ZM131 117L130 118H128V117H126L125 118V121H127L126 123H125V121H124V119H122V116H121V118L120 119H117V122H119L121 119L124 121V123L125 124H127V123H132L133 124V122H129L128 121V119L130 120L131 119ZM208 117V116H207ZM19 118H18V121H19ZM114 118H116V117H114ZM128 118V119H127ZM135 117H133V119H134ZM146 118V117H145ZM189 118V117H188ZM0 119H1V117H0ZM12 119V118H11ZM22 119H20V123L22 124ZM26 120L25 121H27V119L28 118H25ZM127 119V120H126ZM135 119H137V118H135ZM167 119H169V120H167ZM207 119V118H206ZM119 120V121H118ZM149 120V119H148ZM252 120H254L255 122H257L256 120H257V117H256V115L255 114H252ZM32 121H34V123L32 122ZM145 121V120H144ZM1 122V121H0ZM14 122V121H13ZM116 122V123H117ZM140 122V121H139ZM143 122V121H142ZM155 122V121H154ZM204 122V121H203ZM255 122H252V124H251V126H250V129H252L253 131H254V133H255V135H257V131L259 130V128L257 127V124L255 123ZM14 123H16V122H14ZM19 123V124H20ZM24 123H26V122H23V124ZM27 123H28V121H27ZM45 123H50V125H47V126H49V127H47L48 129V133L49 134H47V135H49L51 138V141H52V143H53V148L51 149V150H49V151H43V153H46V158L44 157V160H43V162H40V160H37V157L39 158V157H41L42 158V155H45V154H43L42 153V150H41V147H39V150L36 152V151H34V150H31V145H32V143H34L35 145L36 144H39V143H45L46 141H49L48 139L49 138H47L46 136H44L43 135V133L45 134V132H46V128H44V129H42V127H43V125L45 124ZM144 123V122H143ZM2 124V123H1ZM0 124V125H1ZM19 124H17V126L19 125ZM32 124V125H31ZM121 124V123H120ZM129 124V127H128V129L130 128V126L132 125H130ZM135 124V123H134ZM148 124H150L149 122H148ZM238 125H239V123H237ZM5 124H3V126H4ZM46 125V124H45ZM118 125H119V123H118ZM123 125V124H122ZM121 125V126H122ZM139 125V124H138ZM146 125V124H145ZM144 125V126H145ZM151 125H153L152 123L149 125V126H151ZM155 125V124H154ZM153 125V126H154ZM0 126V128H1V130L4 128V127H6V126ZM15 126V125H14ZM14 126H13V128H14ZM91 126V127H90ZM102 127V128H99V127ZM114 126L116 127L117 125H115L114 124ZM128 126V125H127ZM141 126V125H140ZM148 126V125H147ZM146 126V127H147ZM230 126H232V125H230ZM3 127V128H2ZM25 127V128H24ZM40 127V128H39ZM139 127V126H138ZM145 127V128H146ZM233 127V126H232ZM12 127H10L9 129H13ZM21 128H22V126H21ZM123 128H125V125H124V127ZM147 128H149V127H147ZM231 128V127H230ZM236 128V127H235ZM237 128H238V126H237ZM263 128H264V126H263ZM20 129V128H19ZM127 129V128H126ZM127 129V130H128ZM229 129V128H228ZM227 129V130H228ZM0 130V131H1ZM4 130V129H3ZM21 130V129H20ZM19 130V131H20ZM35 130V131H34ZM96 130H97V132H101V133H103V136H102V138H100L101 137V135H97V136H95L96 134ZM122 130V129H121ZM130 130V129H129ZM128 130V131H129ZM233 130V129H232ZM27 131H30V132H32L31 133V135L27 132ZM34 131V132H33ZM124 131H126V130H124ZM210 131L212 132V133H210ZM220 131V130H219ZM223 131V130H222ZM221 131V132H222ZM226 130H224V132H225ZM234 131V130H233ZM233 131H231V132H233ZM11 132H13L12 130H11ZM16 131H14V133H15ZM23 132V131H22ZM116 133V134H114V133ZM130 132V131H129ZM132 132V131H131ZM228 132V131H227ZM226 132V134L228 135V133ZM230 132V133H231ZM235 132V131H234ZM238 132V131H237ZM236 132V133H237ZM4 133V132H3ZM2 133V134H3ZM9 133H10V131H9ZM21 133V132H20ZM223 133V132H222ZM229 133V134H230ZM93 134H95V135H93ZM110 134H114V137H116L115 135H119V136H117V138L118 137H121L120 138V140H119V138L117 139L118 141H119V145L120 146H118V142H116V145H117V147H115L116 145L114 144V139H110V136H112V135H110ZM121 134V135H120ZM12 135H14V134H12ZM22 135H23V133H22ZM126 135V134H125ZM135 135V134H134ZM214 135H216V134H214L213 133V136ZM223 135V134H222ZM1 136V135H0ZM4 136L6 137L7 135H5L4 134ZM48 136V137H49ZM146 136V135H145ZM146 136V137H147ZM204 136V135H203ZM210 136V135H209ZM209 136H208V138H209ZM17 137H18V134H17ZM133 137V136H132ZM144 137V136H143ZM180 137V136H179ZM198 137V136H197ZM4 138V137H3ZM7 138H9V137H7ZM19 138V137H18ZM17 138V139H18ZM87 138H89V142H88V146H89V149H85V151L84 152H82L81 153V151L79 152V153H81V155H82V157H86V156H91V161H86L85 159H80V160H82L81 162H80V164H77V162H76V165H73L74 167H72V169H65V166L63 167V168H61V161L60 160H62V159H64L65 158V154L67 153V151H68V149H70L69 151L71 152V151H73L74 150V146L76 145H78V143H79V141L80 140H84V139H87ZM112 138V137H111ZM145 138V137H144ZM173 139L174 138H176V137H172ZM207 138V137H206ZM211 138V137H210ZM216 138V137H215ZM6 139V138H5ZM4 139V140H5ZM100 139V140H99ZM116 139V138H115ZM167 139H169V138H167ZM201 139V138H200ZM203 139V138H202ZM205 139V138H204ZM203 139V140H204ZM10 140H11V138H10ZM14 140V139H13ZM21 140H22V138H21ZM94 140V139H93ZM131 140V139H130ZM133 140V139H132ZM136 140V139H135ZM175 140V139H174ZM174 140H172V141H174ZM206 140V139H205ZM205 140H204V142H205ZM212 140V139H211ZM217 140H218V138H217ZM51 141H49V142H51ZM86 141H88V140H86ZM85 140H84V143H81V144H84V145H86V142ZM199 141V140H198ZM207 142H208V140H206ZM19 142V141H18ZM132 142H135V141H132ZM200 142H201V140H200ZM6 143V142H5ZM12 143V142H11ZM22 143V142H21ZM52 143H50V144H52ZM167 143V142H166ZM31 144V145H30ZM49 144V143H48ZM6 145V144H5ZM18 145V144H17ZM92 145V144H91ZM107 145V144H106ZM112 145H114V146H112ZM183 145V144H182ZM185 145H187V144H185ZM22 146V145H21ZM80 147L82 146L83 147V145H79ZM78 146V147H79ZM121 146V147H122ZM130 146V145H129ZM157 146V145H156ZM194 146H197L198 147V145H194ZM204 146V145H203ZM86 147V146H85ZM99 147V146H98ZM106 147V146H105ZM179 147V146H178ZM178 147H173V151L172 152H170V154H171V156H176V155H180V153L182 154V151L180 150V148H178ZM2 148V147H1ZM118 148V151L116 152L115 150ZM122 148V149H123ZM126 148V147H125ZM172 148V147H171ZM191 148V147H190ZM78 149V148H77ZM82 149V148H81ZM80 148H79V150H81ZM109 149V150H108ZM167 149V148H166ZM169 149V148H168ZM182 149V148H181ZM199 149V148H198ZM2 150H3V148H2ZM1 150V151H2ZM16 150H19V149H17L16 148ZM162 150H163V148H162ZM170 150V149H169ZM172 150V149H171ZM185 150V149H184ZM188 150V149H187ZM194 150H196V149H194ZM20 151V150H19ZM22 151V150H21ZM22 151V152H23ZM31 151H33L34 153H31ZM76 150H74V152H75ZM105 151V152H104ZM115 151V152H114ZM189 151V150H188ZM188 151H187V154H189L188 153ZM3 152V151H2ZM74 152H71V153H74ZM78 152V151H77ZM93 152H94V154H93ZM256 152H259V150L258 151H256ZM5 153H1V155L2 154H4V155H6ZM14 153V152H13ZM12 153V154H13ZM20 153V152H19ZM18 153V154H19ZM70 153V154H71ZM115 153H119L120 155H118L117 156V154H115ZM164 153V152H163ZM167 153H168V151H167ZM167 153H166V155H167ZM192 153V152H191ZM209 153V152H208ZM93 154V155H92ZM160 154V156H162L161 155V153H159ZM159 154H157V155H159ZM165 154V153H164ZM169 154V155H170ZM193 154V153H192ZM194 154H195V152H194ZM259 154V153H258ZM3 155V156H4ZM20 155H22V154H20ZM76 155V154H75ZM234 155H235V153H234ZM3 156L1 157L2 159H4L3 158ZM8 156H14L13 158H9ZM72 156V155H71ZM168 156V155H167ZM193 155H191L190 157H192ZM205 156H207V154H205ZM237 157H238V155H236ZM5 157V158H6ZM164 157V156H163ZM177 157V156H176ZM219 157V156H218ZM244 157H245V155H244ZM88 158V157H87ZM175 158V157H174ZM211 158V157H210ZM234 158H236V157H234ZM45 159L47 160L46 162H45ZM96 160L97 162H95L94 163V161L93 160ZM160 159V160H159ZM161 159H163L162 157H159L157 160H159L160 162L162 161ZM165 159V158H164ZM163 159V160H164ZM176 159V158H175ZM13 160H14V162H13ZM174 160V159H173ZM206 159H204V161H205ZM16 161V162H15ZM38 161L40 162V163H44L43 165H41L40 164V166H41V172H40V170L38 171V168H37V164H38ZM63 161V160H62ZM86 161V162H85ZM152 161V160H151ZM168 161V160H167ZM167 161H165V163L167 162ZM207 161H208V159L204 162V166H203V168H205V170L200 174V175H194V174H192L189 170H187L186 169V167L184 168H182V166L181 167H179L178 165H176V166H178V167H176V168H169V166H168V169L166 170H162V172L159 174V173H157V175L159 174L160 175V178L159 179H157V178H155V176L153 177V179L154 180H156L157 181V183L155 184L158 188H160L161 190L164 188V190L166 189V191H165V193H163L162 194V197L163 198H167V196H169V194H174L175 196H177V199L179 200V203L181 204V202H182V204H184L183 202H185V203H188L189 204V207H190V209H188V207H186V204H185V209L187 208L188 209V211H187V209L185 210V211H183V212H187V213H189V210L191 211V214H192V216L190 215V217L192 218V221H193V224L194 225H198V223H199V225H200V222H198V221H201V219H200V217L199 216H197V215H199L198 213H197V211H196V209L197 208H199L200 206H199V198L201 199V197H203V196H206L207 197V194L210 196L211 195V197L213 198V196H218V201H219V197L222 199V200H227L230 204H232L233 205V209H234V211L236 212V213H244V215H242V217L244 218V216H245V218H244V220H251V221H256V220H258L259 222H262L263 224H264V198H254L253 197V192H251L250 190H249V188L247 189V188H245L243 185H240L239 184V182H236V181H233V180H231L230 178H228V177H226V176H223L222 174V176L221 175H219L218 174V172L220 171H215V169L213 170V171H210L209 170V166H211L210 164L211 163H207ZM218 161V160H217ZM237 161H239V160H237ZM15 163V164H14ZM154 163V162H153ZM14 164V165H13ZM146 164H149V162H147L146 163V161H144V162H142V164H140L139 166H143V165H146ZM168 164V163H167ZM30 167H29V166ZM153 165V164H152ZM169 165V164H168ZM192 165V164H191ZM190 165V166H191ZM195 165V164H194ZM45 166V167H44ZM121 166H122V164H121ZM189 166V165H188ZM187 166V167H188ZM44 167V169L43 170H45V172H46V174L45 173H43V171H42V168ZM134 167V166H133ZM194 166H192V167H190L191 168V170L192 169H194L195 170V168H193ZM197 167V166H196ZM212 167V166H211ZM189 168V169H190ZM196 169H198V167L196 168ZM212 169V168H211ZM132 170H134V169H132ZM136 170H137V168H136ZM193 170V171H194ZM124 173H126V172H128V169H127V167L125 168V169H123L122 170ZM153 172H155V170L153 171ZM128 173H130V172H128ZM135 173V172H134ZM45 174V175H44ZM128 175V174H127ZM153 175V174H152ZM154 175H156V174H154ZM156 175V176H157ZM50 176L52 177V178H54L55 176L56 177H58V178H56L57 180V187L54 185L56 182H54L53 183V185H54V187H56V188H54V189H58V185H59V190H60V188H61V190L60 191H58L57 190V192H56V194H57V196L59 195L62 199H63V203H60V201L59 200H61V198L59 199H57V200H53V197L51 198L50 197V195L47 197V194H49V191L47 190V188H48V185H50V184H47L46 182H48V181H44V183L42 182V180H46V179H48V178H50ZM124 176V175H123ZM126 176V175H125ZM24 177V178H23ZM159 177V176H158ZM79 178V180H80V182H81V186L80 185H78V184H74V185H77L76 187L75 186H73V187H75V188H77V189H73L72 190V188L70 187L71 186V183L75 180V179H78ZM152 178V177H151ZM42 179V180H41ZM102 179V178H101ZM100 179V180H101ZM153 179H150V178H148V179H146L147 181L146 182H150V183H152L151 181H154ZM38 180H41L40 182H42L41 184H40V187L37 185V183H38ZM79 182V183H80ZM45 183L47 184V187L45 186ZM74 183V182H73ZM76 183V182H75ZM78 183V182H77ZM145 184V183H144ZM258 184V183H257ZM42 185V186H41ZM73 185V184H72ZM259 185V184H258ZM43 186H45L46 188H45V191L43 190ZM80 188H79V187ZM122 186V185H121ZM256 186V185H255ZM43 187V188H42ZM98 187V186H97ZM96 187V188H97ZM1 188H3V189H1ZM121 188V187H120ZM255 188V187H254ZM41 189V191L42 192H44V194H45V197L43 198L42 196H44V194H40V193H42V192H39V190ZM46 190H47V192H46ZM95 190H97V189H95ZM164 190H163V192H164ZM54 191H53V193H54ZM211 191H213V192H215L217 195H214V194H212L211 193ZM82 192V193H81ZM53 193H52V195H53ZM94 193H95V191H94ZM93 193V194H94ZM107 193V192H106ZM210 193V194H209ZM55 194V193H54ZM81 194V195H80ZM80 195V196H79ZM127 195V194H126ZM56 196V195H55ZM75 196H73V197H75ZM104 196V195H103ZM75 197V198H76ZM210 197V198H211ZM47 198V199H46ZM128 198V197H127ZM209 198V199H210ZM54 199H56V198H54ZM76 199V200H77ZM103 199H104V197H103ZM208 199V200H209ZM75 200V201H76ZM81 200V199H80ZM203 200V199H202ZM212 200V199H211ZM55 201V202H54ZM59 201V202H58ZM73 201H74V198H73ZM78 201V200H77ZM214 201V199L212 200V202ZM217 201V200H216ZM56 202H58V203H56ZM118 202V201H117ZM127 202V201H126ZM156 202H158V201H156ZM164 202V204L166 203V201H163ZM204 202V201H203ZM215 202V201H214ZM159 203V202H158ZM161 203H162V201H161ZM161 203H159V204H161ZM219 203V202H218ZM223 203H225V202H223ZM76 204V203H75ZM74 204V205H75ZM80 204V203H79ZM105 204V203H104ZM120 204V203H119ZM152 204V203H151ZM163 204V205H164ZM166 204H168V203H166ZM166 204H165V206H166ZM172 204V203H171ZM162 205V204H161ZM167 206H170V204L169 205H167ZM68 207V208H67ZM131 207V206H130ZM129 207V208H130ZM171 207V206H170ZM172 207H173V205H172ZM174 207H175V204H174ZM183 207V206H182ZM178 208V207H177ZM72 209V210H71ZM114 209H117V208H114ZM122 209H124V207L122 208ZM146 209V208H145ZM144 209V210H145ZM179 209V208H178ZM69 210H71V211H69ZM108 210V209H107ZM128 210V209H127ZM130 210V209H129ZM160 210V209H159ZM180 211H181V209H179ZM183 210V209H182ZM112 211V210H111ZM110 211V212H111ZM136 211V210H135ZM146 211V210H145ZM176 211V210H175ZM115 214H113V215H116V212L115 211H113ZM183 212H181V213H172V215H168V217L166 216V218L168 219V221H170V223H168V224H170V225H167V226H164L163 227V229H160V231H154V232H152V230H151V227H153V226H150V227H148V223L145 225V229H143L144 230V233H145V231H146V228H147V232H146V235H148V233H149V235H150V237L152 238H154V239H157L158 240V238L160 239L161 237H166L169 233H167V231H169V229H171L170 227H175V226H178L179 225V223H180V221H182V220H184L185 218H184V216H186V215H184L183 214ZM198 212H200V210L198 209ZM138 213V212H137ZM145 213V212H144ZM196 213H197V215H196ZM141 214H142V212H141ZM70 215V214H69ZM112 215V217H114ZM189 215V214H188ZM187 215V216H188ZM53 216H55V218H53ZM65 218H64V217ZM98 216V217H97ZM146 216V215H145ZM145 216L143 217V218H145ZM165 217V216H164ZM241 217V219H243ZM153 218V217H152ZM190 218V219H191ZM52 219H55V221L54 220H52ZM110 219V218H109ZM137 219V218H136ZM141 219V218H140ZM163 219H165V218H163ZM167 219H165V220H167ZM188 219V218H187ZM200 219V220H199ZM144 220V219H143ZM143 220H141L142 221V223H140V225L141 224H143L144 222H143ZM149 220V219H148ZM153 220V219H152ZM106 221V223H104L105 225H103V226H101V229L97 232V235L96 236H94V237H96V239L95 240H97V241H100L101 242V244H102V242L103 241H101V239H105V241H107V242H109V240L110 239H113V241L115 240V236H116V234H114L113 232V234L111 235V234H109V232H110V230H108V228L110 227V225H108V223H109V220H105ZM242 222H243V220H241ZM248 221H246V224L248 223ZM155 222V221H154ZM163 222V221H162ZM187 222L189 223V220H187ZM84 223V224H85ZM150 223V222H149ZM153 223V222H152ZM243 223H245V222H243ZM242 223V224H243ZM241 224V225H242ZM245 224V225H246ZM139 225V224H138ZM138 225L136 226V227H138ZM150 225V224H149ZM155 225V224H154ZM65 226H67V225H65ZM64 226V227H65ZM142 226H144V225H142ZM192 226V225H191ZM46 227V228H47ZM55 227V228H56ZM61 226H59L58 228H56L58 231L61 229L62 231L60 232L59 231V235L61 236V238H59V240H58V238L57 239H51V240H57L56 241V243H57V246H58V253H59V257L60 258H67V257H69V255H70V252L66 249L67 247L69 248V245H70V240H71V238H72V236L74 235V233L75 232H73L72 230H69V227L67 228V227H65V229H62V228H64V227H62V228H60ZM71 227V226H70ZM82 227L84 228V230H83V232H84V234H85V236L87 237V239L89 240V239H91V236L89 237L88 235H90V233H88L86 230H85V227H84V225H82ZM123 227V226H122ZM135 227V228H136ZM157 227V226H156ZM55 228H54V230H55ZM67 228V229H66ZM73 228V227H72ZM130 228V227H129ZM134 228V229H135ZM140 228V227H139ZM139 228L138 229H135V230H137V232L136 233H138V230H139ZM141 228H143V227H141ZM25 229L27 230V231H25ZM47 229V231H49ZM74 229V228H73ZM123 229V228H122ZM178 229H180V228H178L177 227V230ZM41 230V229H40ZM50 230H52V232L51 231H49L48 233H47V236L49 235V233H50V237L52 236V237H54V234L53 235H51V233H53V228L52 229H50ZM57 230H55V232H56V234H57V236L59 237V235H58V231ZM109 231L108 232V234H105L106 232L105 231ZM127 230V229H126ZM135 230L133 231V232H135ZM142 230V229H141ZM143 230L142 231H140L141 233L143 232ZM151 230V231H150ZM163 230V231H162ZM43 231V230H42ZM64 231V232H63ZM65 231H68V232H66L65 233ZM69 231H71V232H69ZM75 231V230H74ZM124 231V230H123ZM179 231V233H180V231L181 230H178ZM37 232V233H38ZM54 232V233H55ZM73 232V233H72ZM132 232V233H133ZM191 232V231H190ZM189 232V233H190ZM260 232V231H259ZM261 232H264V230H261ZM29 234V237H30V234H32V235H34V237H30V238H24V236H26L25 234ZM115 233H117V232H115ZM120 233V232H119ZM172 233V232H171ZM177 234V232H176V234L177 235H179V237H180V234ZM251 233V232H250ZM247 234V237H246V235H245V237L248 239L246 242H247V244L244 246L243 244H241L240 242H238L236 239H233L234 240V243H236L235 244V248H236V255H235V257L233 256L232 258L233 259H228V257H230L231 255L229 254V252L231 251V250H229V247H228V253H225V248L224 249H222V250H224V254H222V258L220 259L219 258V262H218V264L220 263V264H233L234 262L235 263H240V264H264V233L263 234H261L260 236H258V234H257V236H258V239H257V237H255V236H253V235H251V234ZM41 234L42 235H46V232L45 233H42L41 232ZM120 234H122V232L120 233ZM120 234H119V237H120ZM191 234V233H190ZM141 235H143V234H141ZM171 235H173V234H171ZM174 235H175V233H174ZM28 236V235H27ZM139 236L140 235H138L137 236V238H139ZM50 237L47 239V241L48 240H50ZM51 237V238H52ZM93 237V238H94ZM133 237H136L135 236V233H134V236ZM146 237V236H145ZM169 237V236H168ZM174 237V236H173ZM173 237H171L172 239H173ZM175 237H176V235H175ZM182 237V236H181ZM252 237H254V239L256 238V242L254 241H251V240H249L250 238H252ZM41 238V239H40ZM137 238H133V241H134V239H135V241H136V239ZM144 238V235H143V237H142V239ZM170 237L168 238V239H171ZM9 239V238H8ZM43 239V240H42ZM148 238H146V240H147ZM150 239V238H149ZM148 239V240H149ZM154 239H152V240H154ZM168 239H165L166 240V242L167 241H171V240H168ZM175 239V238H174ZM177 239V238H176ZM253 239V238H252ZM88 240H86V241H88ZM94 240V241H95ZM144 240V239H143ZM145 240V241H146ZM151 240V239H150ZM156 240V241H157ZM246 240V239H245ZM6 241H7V239H6ZM44 241V242H43ZM93 241V239H92V242H94ZM133 241H132V245H133ZM134 241V242H135ZM237 241V242H236ZM241 241V240H240ZM251 241V242H250ZM7 242H9V240L7 241ZM7 242H6V244H7ZM36 242H38L37 244H36ZM54 242V241H53ZM53 242H51L50 244H54ZM107 242H104V244L105 243H107ZM139 242H141L139 239H138V241H137V243H136V246L140 249H142V247L140 246L139 247V245H141L143 242H141V244L139 243ZM151 241H149V243H150ZM158 242V241H157ZM44 243H46V246H45V244ZM111 243V241L109 242V244ZM135 243H134V245H135ZM146 243V242H145ZM160 243H162V242H160ZM160 243L158 244V245H160ZM165 243V242H164ZM163 243V244H164ZM243 243V242H242ZM50 244H49V247H50ZM108 244V243H107ZM43 245H44V247L46 248H44L43 247ZM103 245V244H102ZM106 245V244H105ZM143 245V244H142ZM157 245V244H156ZM157 245V246H158ZM52 246V245H51ZM99 246H101L100 244H99ZM118 246V245H117ZM146 246V245H145ZM150 246V245H149ZM223 246V245H222ZM221 246V247H222ZM226 246V245H225ZM131 247V246H130ZM135 247V246H134ZM136 247V248H137ZM147 247V246H146ZM151 248L152 247H155V246H153V245H151L150 246ZM261 247L263 248V249H261ZM26 248V249H25ZM53 248H55V247H53ZM52 248V250H54ZM57 248V247H56ZM138 248H137V250H138ZM143 248H144V246H143ZM157 248V247H156ZM261 250H260V249ZM45 249V250H44ZM50 249H51V247L49 248V251H50ZM117 250V249H116ZM116 250H114L115 252H116ZM132 250H135V249H133L132 248ZM132 250H130L131 251V253H130V255H131V257H132V260L135 258L134 257V253L135 252H133ZM47 251H48V249H47ZM139 251V250H138ZM29 252H28V254L27 255H29ZM44 252V253H43ZM51 252V251H50ZM57 252V251H56ZM124 252V251H123ZM132 252H133V255H132ZM144 252V251H143ZM223 252V251H222ZM226 252H227V250H226ZM48 254H46L45 253V256L44 257H41V258H45L46 257V255H49L50 253L49 252H47ZM52 253V252H51ZM119 253H121V252H119ZM118 253V254H119ZM139 253V252H138ZM137 252H136V254H138ZM218 253V252H217ZM55 254V253H54ZM105 254V253H104ZM127 254V257H126V259L127 258H129V259H127L126 261H125V263L126 264H129L132 260H131V258L129 257L130 255H128L129 253H126ZM125 254V255H126ZM135 254V255H136ZM225 254L227 255V258H225ZM232 255L234 254L233 252L231 253ZM32 256V254H31V258L32 257H34L35 258V256ZM218 255H220V252L218 253ZM223 255H224V257H223ZM229 255V256H228ZM145 256H146V254H145ZM148 256H150L151 257V255H148ZM27 257V256H26ZM29 257V256H28ZM27 257V258H28ZM76 257H77V255H76ZM122 257V256H121ZM74 258V257H73ZM138 257H136V259H137ZM147 258V257H146ZM82 259V258H81ZM140 259H143V258H140ZM228 261H227V260ZM122 260V259H121ZM139 260V259H138ZM211 260H213V259H211ZM92 261V260H91ZM142 261V260H141ZM89 262V261H88ZM94 262V261H93ZM95 262H97V264H98V259H97V261H95ZM94 262V263H95ZM136 262H140V261H137L136 260ZM147 262V261H146ZM159 262V261H158ZM90 263V262H89ZM125 263H123V264H125ZM134 263V262H133ZM132 263V264H133ZM150 263V262H149ZM211 264H213L212 262H210ZM88 264V263H87ZM91 264H92V262H91ZM137 264H139V263H137ZM140 264H143L142 262H140ZM146 264V263H145Z\"/></svg>", "mask_w": 264, "mask_h": 264}]
</instances>
